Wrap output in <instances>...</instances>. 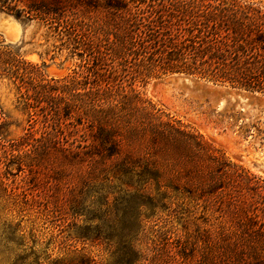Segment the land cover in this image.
I'll list each match as a JSON object with an SVG mask.
<instances>
[{
  "label": "trees",
  "instance_id": "1",
  "mask_svg": "<svg viewBox=\"0 0 264 264\" xmlns=\"http://www.w3.org/2000/svg\"><path fill=\"white\" fill-rule=\"evenodd\" d=\"M0 12L35 21L91 59L81 82H45L38 67L7 52L0 53V67L15 78H39L29 83V100L45 103L53 117L63 111L85 121L92 145L82 162L96 179L133 180L125 202L146 201L153 209L184 186L225 200L231 225L208 249L219 264H264V223L256 214L264 209L263 186L122 86L129 74L185 75L264 97V8L247 0H0ZM215 260L209 254L210 263Z\"/></svg>",
  "mask_w": 264,
  "mask_h": 264
},
{
  "label": "rangeland",
  "instance_id": "2",
  "mask_svg": "<svg viewBox=\"0 0 264 264\" xmlns=\"http://www.w3.org/2000/svg\"><path fill=\"white\" fill-rule=\"evenodd\" d=\"M247 1L264 8V0ZM65 44V38L46 35L35 21L0 12V53L38 67L45 82H81L86 75L83 66L92 65L83 49ZM2 70L0 264H209V254L217 258L208 245L231 225L225 200L184 186L180 193L169 192L163 206L157 203L154 209L146 201L125 202V191L135 187L133 180L119 185L96 179L89 163L82 162L81 153L92 145L84 120L63 111L53 117L45 103L29 100V83L35 85L39 78H15ZM169 76L129 74L122 86L178 121L181 129L199 134L231 164L257 179L264 194V175L252 169L261 160L258 156L264 157V97L197 78L194 86L179 84L180 77ZM227 90L248 94L249 107L244 109L236 100L218 105ZM68 153L79 157L68 161ZM238 153L251 158L249 167ZM150 190L156 194L154 186ZM256 214L264 223V209Z\"/></svg>",
  "mask_w": 264,
  "mask_h": 264
},
{
  "label": "bare ground",
  "instance_id": "3",
  "mask_svg": "<svg viewBox=\"0 0 264 264\" xmlns=\"http://www.w3.org/2000/svg\"><path fill=\"white\" fill-rule=\"evenodd\" d=\"M5 23V22H4ZM7 25V24H6ZM7 27V26H6ZM9 28V27H8ZM10 29H11V26H10ZM180 77V76H178ZM176 78V77H175ZM177 83H184L186 85H190L192 84L194 86V82L191 80V79H188V78H177L176 79ZM174 83H176L174 81ZM196 87V86H195ZM248 93V92H247ZM250 94V93H249ZM249 95L248 94H245V93H237V92H234L232 90H227V93H225L223 95V97H221L219 100H218V105H222L225 101L224 100H227V101H232V100H236V102H238V104L243 107L244 109H247L250 105V102H249ZM243 156V155H242ZM257 156V155H256ZM261 160L256 163L257 167L258 168H261L264 170V157L262 156H258ZM251 158L250 157H246V156H243L242 158V161L249 167V163L248 161L250 160Z\"/></svg>",
  "mask_w": 264,
  "mask_h": 264
},
{
  "label": "water",
  "instance_id": "4",
  "mask_svg": "<svg viewBox=\"0 0 264 264\" xmlns=\"http://www.w3.org/2000/svg\"><path fill=\"white\" fill-rule=\"evenodd\" d=\"M172 76H174V77H178V76H180V77H183V78H188V79L193 80V77L185 76V75H172ZM169 77H171V76H169ZM169 77H167V78H169ZM244 92H245V91H244ZM237 158H238L239 160H241V159L243 158L242 153H238V154H237ZM252 169L256 170L257 172H261V174L264 175V171L261 170V169H258V167L256 168L255 165H253Z\"/></svg>",
  "mask_w": 264,
  "mask_h": 264
}]
</instances>
